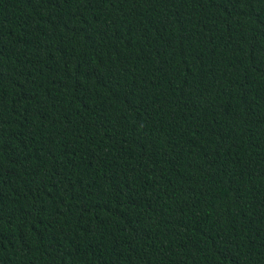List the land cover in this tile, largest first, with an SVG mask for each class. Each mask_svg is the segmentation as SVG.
<instances>
[{"label":"trees","instance_id":"trees-1","mask_svg":"<svg viewBox=\"0 0 264 264\" xmlns=\"http://www.w3.org/2000/svg\"><path fill=\"white\" fill-rule=\"evenodd\" d=\"M0 264H264V0H0Z\"/></svg>","mask_w":264,"mask_h":264}]
</instances>
